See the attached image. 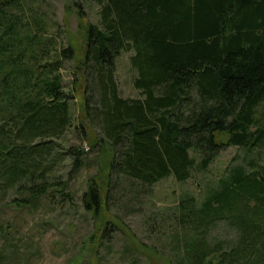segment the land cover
I'll return each mask as SVG.
<instances>
[{
  "label": "trees",
  "instance_id": "16d2710c",
  "mask_svg": "<svg viewBox=\"0 0 264 264\" xmlns=\"http://www.w3.org/2000/svg\"><path fill=\"white\" fill-rule=\"evenodd\" d=\"M94 1L100 20L84 28L80 56L87 122L80 144L60 152L74 125L63 69L77 52L25 0H0V201L11 190L20 208L69 200L71 179L57 173L70 157L72 178L97 166L83 201L101 214L116 196L130 205L165 177L207 171L226 137L258 159L230 166L201 201L185 193L144 224L168 237L171 264H264V0ZM123 51H133L138 97L119 91ZM220 221L233 237L213 235Z\"/></svg>",
  "mask_w": 264,
  "mask_h": 264
},
{
  "label": "rangeland",
  "instance_id": "374dc122",
  "mask_svg": "<svg viewBox=\"0 0 264 264\" xmlns=\"http://www.w3.org/2000/svg\"><path fill=\"white\" fill-rule=\"evenodd\" d=\"M25 1L29 13L42 19L47 33L59 36L61 45H70L77 52L76 58L66 61L63 69L74 116L67 140L62 143L59 140L61 145L57 150L63 152L80 144L79 136L83 132L80 123L87 122L82 110L83 83L80 80L85 66L80 56L88 42L84 28L99 23V6L94 0ZM132 54L133 51H123L116 58L119 91L126 98L140 96V91L134 87L137 70L130 63ZM263 110L261 105L259 112ZM223 140L225 143L207 171L195 173L185 181L165 177L149 187L148 195L142 194L140 201L130 205L124 203L127 197L118 199L116 196L113 202L118 205L110 206L108 212L101 214L95 212L94 206L87 211L83 201L87 180L98 173L97 166H83L72 178L68 173L72 168L68 157L60 165L57 176L58 179H71L72 198L69 200L63 203L58 195L55 200L42 199L38 206L20 208L12 202L18 195L11 190L0 201V264H171L172 246L168 244V237H158L156 231L144 224V219L152 211L175 206L185 193L201 201L230 166L245 163L250 158L258 159L257 151L230 145L226 137ZM259 162L260 159L255 164ZM128 182H122V187ZM234 233L224 221L213 229V235L222 238H231Z\"/></svg>",
  "mask_w": 264,
  "mask_h": 264
}]
</instances>
